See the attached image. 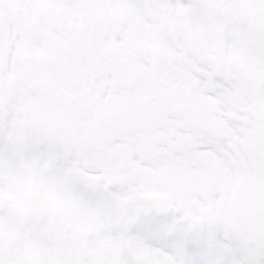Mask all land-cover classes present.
<instances>
[{
  "label": "snow or ice",
  "instance_id": "6c2138e0",
  "mask_svg": "<svg viewBox=\"0 0 264 264\" xmlns=\"http://www.w3.org/2000/svg\"><path fill=\"white\" fill-rule=\"evenodd\" d=\"M0 264H264V0H0Z\"/></svg>",
  "mask_w": 264,
  "mask_h": 264
}]
</instances>
